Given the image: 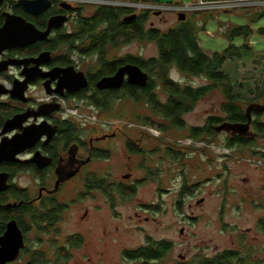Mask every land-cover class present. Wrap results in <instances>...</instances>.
<instances>
[{
  "label": "rangeland",
  "instance_id": "rangeland-1",
  "mask_svg": "<svg viewBox=\"0 0 264 264\" xmlns=\"http://www.w3.org/2000/svg\"><path fill=\"white\" fill-rule=\"evenodd\" d=\"M205 1L210 6L181 13L187 17L184 22L179 21V13H161L153 10L154 5L196 6L199 0H149L139 5L156 13L149 18L146 30L153 27L166 31L186 23L195 30L200 47L209 53L222 54L230 45L241 47L248 41L251 50H240L241 56L224 66L236 85L234 94L239 96L238 101L245 110L264 90V32H260L264 29V14L258 15L264 12V0ZM224 1H230L228 8L224 7L227 10H219L218 2ZM75 4L83 6L85 14H91L95 5L92 1ZM232 26H248L253 33L249 40L243 36L231 37ZM121 46L113 51V57L131 54L148 60L159 55L158 46L147 38L129 40ZM150 77L156 84L159 104H166L168 95L159 87L161 82L156 74ZM165 77L194 88L209 84L205 77L187 75L174 65L166 68ZM260 99L263 104V96ZM225 101L220 89L210 92L182 115L185 123L182 128L165 116L161 107L148 108L143 99L137 103L124 99L123 106V101H118L116 109L102 114V119L108 122H114L121 115L120 120L134 124L125 131L131 138L142 139L153 152L146 159L137 157L138 163L130 162L134 168L133 182L137 185L132 193L117 194L115 184L111 183L121 181V174L127 171L126 136L115 141L116 148L110 158L96 160L90 167L96 174L106 175L109 182L91 179L92 185L88 188L82 176L66 186L74 203L63 215L59 234L43 236L38 246L47 255L46 264H198L204 258L228 250L251 251L254 260L264 261V232L258 227V220L264 219V160L245 154L233 157L235 152L227 148V136L223 132L213 137L190 136L191 128L205 127L210 117H225L221 111ZM92 112L83 107L81 116ZM94 131V135L102 133ZM170 148L176 157L169 154ZM254 148L264 149V141H258ZM149 170L153 174L147 173ZM24 182L29 185L32 181L27 178ZM103 185L109 194L101 191ZM248 229L251 232L246 235ZM73 235L80 236L81 246L73 250L70 258L61 257L54 262L56 252L51 247L62 245L66 237ZM51 238L58 239L57 244H51ZM148 239L167 241L171 249L159 260L132 259L124 254L147 246ZM29 258L16 264H26Z\"/></svg>",
  "mask_w": 264,
  "mask_h": 264
},
{
  "label": "flooded vegetation",
  "instance_id": "flooded-vegetation-1",
  "mask_svg": "<svg viewBox=\"0 0 264 264\" xmlns=\"http://www.w3.org/2000/svg\"><path fill=\"white\" fill-rule=\"evenodd\" d=\"M35 1L0 0V30L6 24L11 25L18 38L22 37L23 30H27V25L45 33L50 23H59L47 36H41L35 42L0 49V250L3 242L10 239L12 228L22 238L16 260L7 264H16L29 257L32 261L27 260L26 264H34L37 258L42 264L48 262L47 255L38 246L44 240L43 236L59 234L58 226L63 215L74 203L66 186L82 176L88 188V181L93 177L109 182L106 175L96 174L90 167L96 160L110 158L118 138L126 136L124 146L128 162L127 171L121 174L123 179L111 182L115 184L117 194L135 190L137 185L133 182L131 163L140 156L146 159L153 152L142 143V139L129 136L125 130L133 128L134 124L120 120L121 115L114 122L101 117L116 109L114 106L118 101H123L122 106L124 99L137 103L141 88H147L152 78L139 66L140 57L131 54L113 57V51L122 47L124 36L107 41L104 35L110 29L108 22L96 23L101 9L102 15L108 9L116 12L128 9L131 12L121 19L131 24L147 15L146 28L149 18L156 13L146 7L133 6L139 4L135 0H43L44 8L40 10L39 6L32 5L33 12L29 11L26 6ZM81 1L95 4L91 14H85L84 7L75 4ZM82 19L84 27L81 26ZM83 31L85 42L81 39ZM127 65L138 66L148 74L146 86L130 83L126 74L119 88H100L101 80L114 77ZM156 76L161 82L162 76ZM108 95L115 99L108 102ZM251 104L263 105L260 100ZM83 107L93 112L81 116ZM250 117V128L245 134L237 128L222 132L235 152L233 157L245 154L264 160V149L258 151L254 148L258 141H264V111L259 113L253 109ZM248 122V118L238 122L231 118L223 124ZM148 124L153 126L151 122ZM217 127L216 134L220 133ZM94 130L102 133L94 135ZM143 166L147 170V165ZM150 172L152 170L147 171ZM27 178L32 181L29 185L24 182ZM100 189L109 194L104 185ZM258 227L264 232V219L258 220ZM250 232L248 229L245 234ZM14 237L17 240V234ZM71 237H66L62 245L51 247L56 252L54 262L59 261L60 254L70 258L75 249L69 242ZM57 241L51 238L49 242L57 244Z\"/></svg>",
  "mask_w": 264,
  "mask_h": 264
},
{
  "label": "trees",
  "instance_id": "trees-1",
  "mask_svg": "<svg viewBox=\"0 0 264 264\" xmlns=\"http://www.w3.org/2000/svg\"><path fill=\"white\" fill-rule=\"evenodd\" d=\"M143 1L145 0H135V2ZM153 1L162 2L160 0ZM101 10L97 13V16L100 15V18L96 24L107 21L110 26V29L106 30L104 35L105 40L111 41L117 36L123 35V42H128L134 38H147L149 41L155 42L158 46V57L150 58L148 60L139 58L138 64L150 75L160 74L162 76V88L167 93L168 100L166 104L160 105L155 92L156 84L150 82L147 88H141V92L138 95L139 100H146L148 108L154 106L161 107L162 110H165L163 111L165 116L170 117L177 127L182 128L185 125L182 115L191 111L195 102L201 100L214 90L220 89L222 91L226 101L222 104L221 111L225 117H210L208 119V125H205V127L191 128L190 136L194 138H198L201 135L213 137L216 134L215 128L219 124L222 125L224 121L230 120L231 118L236 122L242 120L245 121L246 118H248L247 110L252 106H258L249 102L250 104L248 107L245 110L242 109V105L238 101L239 96L234 94L236 85L233 84L229 74L224 70V66L229 60H234V57L241 56L240 50H251V47L248 46V41H246L241 47L230 45V47H228L222 54L209 53L200 47V44L197 42V38L194 35L195 30L190 29L186 23H181L180 26L166 31L156 28L146 30L145 22L148 18L147 15L140 16L138 22L128 24L124 22L125 20L121 19V17H124L131 12L128 9H119V12H116L113 9H108L103 15L101 14ZM263 14L264 12L258 13L259 16ZM82 20L81 26L84 27V19ZM119 20L120 26L118 25ZM91 28L93 27L91 26ZM230 28L231 37L243 36L245 38L248 37L249 40L253 33V30L248 26H232ZM260 32L263 33L264 29L260 30ZM84 35L85 32L83 31L81 38L83 42H85L83 39ZM172 65L176 66L181 72L187 73V75L205 77V79L209 81V84L203 87L194 88L188 85H181L176 81L165 77L166 68ZM263 91L264 90H262L261 94L256 95V100H261L260 97L264 96ZM112 99H115V97L110 95L107 96L108 102ZM256 111L260 113V111ZM226 145L227 148H231V144L228 141ZM171 155L176 157L175 151L171 150ZM92 179L100 180V178L94 177ZM91 185L92 180L90 179L88 181V186L91 187ZM186 192L187 191L184 189V193ZM69 242L75 248L81 246L80 236L71 237ZM169 249H171V244L167 241H154L148 239L147 246H144L137 251H128L125 254L132 259H145L147 261L159 260L167 254ZM60 255L59 258H69L67 255ZM253 258L251 251L244 253L242 251L228 250L212 258H204L202 261H198V264H264V261L257 262ZM39 262V258L34 260V264H39ZM40 263L42 264V262Z\"/></svg>",
  "mask_w": 264,
  "mask_h": 264
},
{
  "label": "water",
  "instance_id": "water-1",
  "mask_svg": "<svg viewBox=\"0 0 264 264\" xmlns=\"http://www.w3.org/2000/svg\"><path fill=\"white\" fill-rule=\"evenodd\" d=\"M43 0H37L35 2H31L28 3L30 5L26 6V8L29 11L33 12V8L31 7L32 5H35L36 8L40 7L44 8V4L45 2ZM39 6V7H38ZM43 6V7H42ZM35 9V8H34ZM179 21L184 22L186 21L187 17L185 14H179L178 16ZM61 23H63V19H61ZM59 25V23H50V26L47 30V32L45 33H40L37 30H35V28L31 25H27V30H23L21 32L22 37L18 38L16 33V30L9 25H5V27L3 29L0 30V49L3 48L4 46H9V45H16L19 43H24V44H29L32 42H35L36 40H38L39 38H41V36H47V34L49 33V31L51 30V28L57 27ZM128 75V80L130 83L133 84H139L141 86H146L147 85V79H148V74L146 72H144L140 67L138 66H131V65H127L125 67H122L119 69L118 73L114 76V77H110V78H104L103 80H101L99 86L100 88H119L124 81V77L125 75ZM253 107V106H252ZM250 107L247 110V117L249 122L246 124H237V125H231L229 123H224L220 126L217 127V132H222V131H230L233 128H237L239 129L241 134H245V132H247L250 128V123H251V111L253 109L258 110V111H264V104L263 105H258L256 107ZM13 231V232H12ZM12 231L10 233V239L5 240V242H3V248L0 250V264H7L8 262H13L14 260H16L18 253H19V249L22 246V238L20 236V234L18 232L14 233V229L12 228ZM18 236L17 240H15L14 235Z\"/></svg>",
  "mask_w": 264,
  "mask_h": 264
},
{
  "label": "built area",
  "instance_id": "built-area-1",
  "mask_svg": "<svg viewBox=\"0 0 264 264\" xmlns=\"http://www.w3.org/2000/svg\"><path fill=\"white\" fill-rule=\"evenodd\" d=\"M210 1V0H209ZM207 1L205 0H199L198 4L195 5H191L189 3H185V4H181V5H178V4H170V5H161V4H155L154 7H153V10H159V12H175V13H190V12H197L199 11V7H202V6H210V5H206L207 3H205ZM230 1H224V2H218V4H221L219 5V10H227L226 8L224 7H227L229 6V3ZM210 3H213V2H210ZM241 4V3H240ZM133 6L135 7H141L139 4H134ZM216 5H212L211 7H215ZM221 6V7H220Z\"/></svg>",
  "mask_w": 264,
  "mask_h": 264
}]
</instances>
